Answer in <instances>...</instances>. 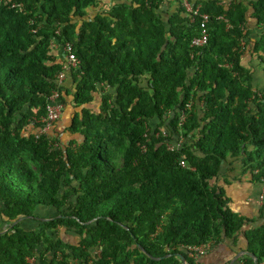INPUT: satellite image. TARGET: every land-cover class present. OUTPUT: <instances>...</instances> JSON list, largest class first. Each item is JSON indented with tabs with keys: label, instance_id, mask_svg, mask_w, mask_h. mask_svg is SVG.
I'll use <instances>...</instances> for the list:
<instances>
[{
	"label": "trees",
	"instance_id": "1",
	"mask_svg": "<svg viewBox=\"0 0 264 264\" xmlns=\"http://www.w3.org/2000/svg\"><path fill=\"white\" fill-rule=\"evenodd\" d=\"M193 1L201 48L178 0H0V264H264V203L233 210L223 175L264 183V0ZM54 89L63 142L30 126Z\"/></svg>",
	"mask_w": 264,
	"mask_h": 264
},
{
	"label": "built area",
	"instance_id": "2",
	"mask_svg": "<svg viewBox=\"0 0 264 264\" xmlns=\"http://www.w3.org/2000/svg\"><path fill=\"white\" fill-rule=\"evenodd\" d=\"M182 7L184 8L186 14L188 15V20L190 23L196 22V20H199V27H200V34L196 37H193L192 39V46L196 48H201L207 45L209 41V33L207 30V23L209 20V16L206 14H200V6L195 5L193 0H178ZM58 32V31H57ZM54 44V41H52ZM73 45L70 42H67L63 46H61L62 55L65 59V62L63 64V68L61 71H59L56 75V83L57 85H62L65 76H66V70H69L71 68H74V66L78 65V58L76 54L72 51ZM64 109V104L62 101L59 100V91L58 89H54L50 96L47 99V104L45 107V112L43 115L34 117V120L31 121V125L33 127V132L36 137L42 135V134H48L50 136V130L54 123L61 118V113ZM184 120V117H182L181 121ZM162 134L166 135V132L163 131ZM182 138L179 137L176 142L169 143L168 147L170 149H174L178 147L182 142ZM53 145H57V142H53ZM180 164L184 165V161L181 159ZM257 202L262 205L264 203V189L262 190L259 198H257ZM211 243H205L200 246H183L185 251L189 254V256L193 258H197L200 255H203L207 253V251L210 250ZM97 253V251H95ZM28 264H38V256H30L26 258ZM73 264H78L77 261L73 262ZM84 264H94L93 259H88Z\"/></svg>",
	"mask_w": 264,
	"mask_h": 264
},
{
	"label": "crops",
	"instance_id": "3",
	"mask_svg": "<svg viewBox=\"0 0 264 264\" xmlns=\"http://www.w3.org/2000/svg\"><path fill=\"white\" fill-rule=\"evenodd\" d=\"M229 1L231 0H226V4ZM255 85L258 84L256 83ZM262 86H264V84H261V87ZM61 116H63V118L62 120L60 119V121L58 120L56 122L53 128V133L63 136V139H65L66 133L64 132V127L67 120H69V116L65 114ZM227 167L228 169L224 171L223 175L230 182L227 186V191L229 196L232 197L231 207L241 214L248 215L249 213H256L258 215L260 205L257 202V198H259L262 190L264 189V184L250 180L248 171L243 174V167H241V164L238 162H234L232 165H228ZM234 190H237L238 192L235 191V193Z\"/></svg>",
	"mask_w": 264,
	"mask_h": 264
},
{
	"label": "rangeland",
	"instance_id": "4",
	"mask_svg": "<svg viewBox=\"0 0 264 264\" xmlns=\"http://www.w3.org/2000/svg\"><path fill=\"white\" fill-rule=\"evenodd\" d=\"M252 27V26H250ZM250 32H251V36H258L260 33H262V30H259V29H255V28H250ZM254 62V61H253ZM253 79H254V84H258V86L261 84H264V71L261 69V66L259 65H254V72H253ZM63 118V116H62ZM61 118V120H62ZM60 121V120H59ZM54 136H56L58 138V140L60 142H63L65 139H63V136H59L57 134H54ZM238 192L237 190H234V192ZM235 192V193H236ZM241 192V191H240ZM260 205V204H259ZM234 210V209H233ZM38 214L40 215H44V216H49L52 214V211L49 210V209H44V208H41L39 209L38 211ZM254 214V215H253ZM245 215V214H244ZM257 214L256 213H249L248 215L246 216H249V217H253V216H256ZM213 248L211 247L210 245V249Z\"/></svg>",
	"mask_w": 264,
	"mask_h": 264
},
{
	"label": "water",
	"instance_id": "5",
	"mask_svg": "<svg viewBox=\"0 0 264 264\" xmlns=\"http://www.w3.org/2000/svg\"><path fill=\"white\" fill-rule=\"evenodd\" d=\"M242 254H248V255H250L251 257H253V258L255 259V263H256V264H259V263L257 262V259L254 257V255H253L252 253L248 252V251H240V252H238V253L232 258V260H231V262H230L229 264H233V263L235 262V260H236L239 256H241ZM178 257L183 261L184 264H187V260H185V258H184V256H183L182 254H178Z\"/></svg>",
	"mask_w": 264,
	"mask_h": 264
},
{
	"label": "clouds",
	"instance_id": "6",
	"mask_svg": "<svg viewBox=\"0 0 264 264\" xmlns=\"http://www.w3.org/2000/svg\"><path fill=\"white\" fill-rule=\"evenodd\" d=\"M64 107H65V105H64ZM61 115H62V113H61ZM61 118H62V116H61ZM61 118H60V119H61ZM60 119H59V120H60ZM57 121H58V120H57ZM57 121H56V122H57ZM56 122L54 123V125L56 124ZM54 125L52 126V128H51V130H50V135H54V133H53ZM263 184H264V183H263ZM260 206H261V205H260Z\"/></svg>",
	"mask_w": 264,
	"mask_h": 264
}]
</instances>
